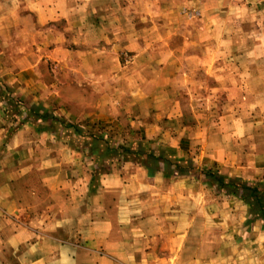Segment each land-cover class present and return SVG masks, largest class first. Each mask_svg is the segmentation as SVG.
I'll use <instances>...</instances> for the list:
<instances>
[{"label": "crops", "instance_id": "1", "mask_svg": "<svg viewBox=\"0 0 264 264\" xmlns=\"http://www.w3.org/2000/svg\"><path fill=\"white\" fill-rule=\"evenodd\" d=\"M259 8L0 0V264H141L146 243L154 264H264L262 221L203 174L264 180L257 80L249 113L208 115L245 83L236 54L213 63L210 45L225 56L226 23ZM200 72L214 93L198 94Z\"/></svg>", "mask_w": 264, "mask_h": 264}, {"label": "rangeland", "instance_id": "2", "mask_svg": "<svg viewBox=\"0 0 264 264\" xmlns=\"http://www.w3.org/2000/svg\"><path fill=\"white\" fill-rule=\"evenodd\" d=\"M263 8H259L257 10V14L255 17L249 18V21H244L243 23H226V28H227V35H230V37H227L225 39V44H226V55H219L218 54V40L214 39V42L210 45V49L213 52V54H210V59L213 63H221V62H234V57H235V62L238 63L241 66V71L239 72L240 78L243 82H245L242 85V90L240 92L241 97L239 99L240 104L236 103L233 104L231 101V92L225 91L224 94L217 99L219 100H214L211 101L213 103H209L208 106H210L209 110V117L211 118L210 120L216 119L217 117H214L215 113H217L220 117L222 113H225V116H228V113L231 112L233 109H242L246 110V112L249 113V94L245 93V90L249 91L250 90V85H247L248 79L251 80V77H253L255 81L252 83V89H256L259 91L258 98L261 95V93H264V68L261 69V66H264V17H261L260 15H264ZM179 13L183 14L187 20H194L195 18L198 17L199 12L198 10L195 9H186L183 8L182 10H179ZM231 18V17H228ZM255 18L258 20L255 21ZM251 19V20H250ZM180 28H182L185 24L184 22L178 24ZM167 29L169 26H166ZM240 36V37H239ZM182 41V38L178 40V43L180 44ZM167 43V42H166ZM168 43L171 45L173 43L172 41H168ZM164 45V44H163ZM221 48H224L223 46ZM190 62V60H189ZM258 66V69H257ZM199 85L201 87L206 85V88L210 89L213 91L216 89L215 87V82L210 81L209 79L202 80L201 72L199 74ZM208 78H214L212 76ZM207 81V82H206ZM202 87L199 89V95H202ZM256 87V88H254ZM223 98V100H221ZM9 101V100H8ZM248 101V102H247ZM7 102V101H6ZM3 106V109H5V112H10L9 103H6ZM253 103V102H252ZM9 104V105H8ZM257 107L264 108V102H258ZM216 110V111H215ZM244 113V112H243ZM262 117V115H261ZM248 118L242 119V121H247ZM258 122L264 123V118L263 120L259 118L257 120ZM115 122V121H114ZM263 126V125H262ZM264 127V126H263ZM264 137V128L261 131ZM205 169V168H204ZM203 169V170H204ZM243 201V200H242ZM244 202V201H243ZM137 253L139 254H144V257H141V264H154L153 258L151 254H153V247L149 245V243H146L145 246L137 247L135 248ZM136 258V262H137Z\"/></svg>", "mask_w": 264, "mask_h": 264}, {"label": "trees", "instance_id": "3", "mask_svg": "<svg viewBox=\"0 0 264 264\" xmlns=\"http://www.w3.org/2000/svg\"><path fill=\"white\" fill-rule=\"evenodd\" d=\"M206 180L215 185L217 190L223 191L227 196H239L248 206L251 216L260 219L264 229V180L249 185L240 180H225L217 172L204 170Z\"/></svg>", "mask_w": 264, "mask_h": 264}]
</instances>
